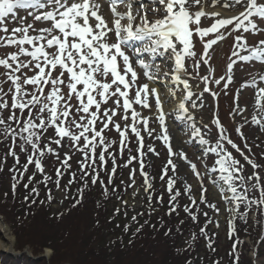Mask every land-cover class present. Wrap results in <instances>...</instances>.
Listing matches in <instances>:
<instances>
[{
    "label": "snow or ice",
    "instance_id": "1",
    "mask_svg": "<svg viewBox=\"0 0 264 264\" xmlns=\"http://www.w3.org/2000/svg\"><path fill=\"white\" fill-rule=\"evenodd\" d=\"M207 2L208 0H152V4L156 6L150 7L148 11H143L141 8H133V0H108L112 19L107 20L100 14L101 4L97 0H0V32L8 33L7 18L11 17L13 21L18 19L16 9L26 10L34 18V21L47 22L50 25L37 30L38 35H29L31 25H27L13 28L11 35L0 36V44L18 46L19 48L18 53L10 54L7 59H0V66L10 70L7 79L13 85V88L9 89L13 93L12 115L6 121L0 114V134L5 138L11 137L12 140V146L4 157V161H0V171L3 170V164L6 162L7 157H13L15 165L9 169L12 173L13 183L11 187L13 194H15L17 184L24 179V173L27 172L29 165L34 164L37 172L43 174L45 170L42 161L45 155H59L54 153L52 147L45 149L41 144L42 137L49 128L54 129L55 136L58 137L53 141L56 145H61L62 140L65 138L74 144H79L81 139L83 140V145L79 150L83 153V160L80 163V180L84 183L82 187L77 189L80 199L75 201L73 207L81 203L83 192L89 187L88 178L91 179L92 185L97 183L99 172L104 170V165L107 163L106 156L111 159L113 165L111 173L108 174V185H112L114 174L117 172L116 156L108 152L110 145L106 142L102 133L109 128V122H112L113 116L116 115L115 110H112L111 114H109L108 109L104 110L103 117L106 118L107 122L103 123V127L99 131L96 130L97 121L101 120V103H107L109 97H117V106L120 104L119 98H123L125 119H127L128 110L132 108L133 103L147 109L151 107L149 98L154 100L155 119L158 121L161 130L160 135L156 138L162 140L168 146L170 158L167 164L172 165L174 172L176 165L173 164L171 159L173 151L166 126L165 104L168 97H174L176 92L173 88L162 95L157 87H150V84L163 77L170 78L174 85H183V89L187 92L178 101V107L182 113H189L185 101L191 100V107L196 108L198 106L196 100H201L199 106H204L202 96L204 93L211 91L208 87L209 82L216 85H221L223 82V88H229L233 81V66L237 63L235 59H231L227 64L226 76L221 75L218 79L209 80L212 72V69L209 68V75L202 77L205 81L203 92L196 96V99H192L194 93L191 90L189 81L182 79V75L187 71L186 58L195 55L193 50L194 38H198L202 42L204 53L207 54L213 46H218V42H223L225 33L231 34L242 29V33L235 36L231 56L239 57L241 61L252 59L264 61V39L259 41L257 47L249 48L243 35V33H248L250 30L253 32L264 31L258 28L257 23L254 22V18L257 17L264 20V2H260V0H225L224 6L226 8H235L238 5L242 10L236 15L216 18L210 26L204 27L201 26L202 17L219 16L216 12L208 13L204 10ZM216 3L217 0H212L213 5ZM118 5H122L125 10L119 11ZM193 8L199 10L191 11L190 9ZM148 12H151L152 19L149 18ZM20 23L23 25V18H20ZM17 33H21V35L17 36ZM113 34L115 41L111 42ZM131 41L142 43L139 47H133ZM25 45L30 46V50ZM125 49L131 52V56L127 54ZM242 52L248 54L242 55ZM145 54H147V59H145ZM20 56L30 57L31 59L23 62L19 59ZM9 60L13 63H10ZM167 62H171V64ZM202 63L207 65L209 61L204 59ZM13 64H15V67ZM134 65L142 70L143 77L148 83H144L136 89L134 101L130 102L129 89L138 83V73ZM200 66L201 61L198 60L196 67L199 68ZM32 67L37 70L35 74L24 78L21 82V76L16 75V73L23 68ZM56 70L59 71V76L53 75ZM65 74L68 76L67 87L69 93L67 98L61 94L60 87L64 84L62 77ZM129 75L130 80L128 79ZM109 78L110 83L108 82ZM259 79L264 81V75L260 76ZM256 83L255 80L252 81L253 85H256ZM25 86H31L33 91H27ZM46 86H50V91L45 95L44 89ZM78 86L81 87L78 88ZM113 86H115V91H111ZM211 94L213 97L217 96L216 92H211ZM6 95L7 93L0 89V110L8 106L7 100L4 99ZM73 96L79 101V107L75 110L76 113H83L79 116V120L68 119L70 116L69 110L72 107L69 101ZM97 96L100 97V100H97ZM93 106H95V111L90 110ZM253 109L254 114L251 116V122L254 125H259L261 130L264 131V87L257 88ZM16 110L19 111V116L16 115ZM25 110H27L26 118L24 116ZM234 111L243 113L245 109L237 105ZM131 116L133 119L131 131L135 133L137 138H140L141 147H143V138L135 126L140 121V113L132 109ZM187 119L190 121L193 119L190 113ZM9 122H14L16 127H12ZM142 122L147 130V118H144ZM211 123L219 131V136L214 143H210L205 138L201 133V129L196 127L195 123L192 124L193 131L191 135L198 138L205 156L214 154L216 157L215 166L208 170V174L219 173L217 179L223 185L219 187V190L223 201L228 205L227 210L231 213L230 233H235L234 222L236 218L239 217L243 220L247 216V211L251 210L253 206H256L264 214V179L257 171H253L251 175L245 177L244 166L228 150L225 142L237 152H240V155L251 165L253 170L260 168L261 165L245 155L228 137L218 118H214ZM73 126L79 131L74 132L72 130ZM242 126L236 128V132L241 135V138H243ZM203 127L208 129L209 126L203 124ZM115 128L119 131L120 125L116 124ZM119 135L122 138V153L125 132L119 131ZM149 135H152V131H149ZM17 147L20 153L27 155V163L22 166L23 171L16 167V165H20L19 155L15 151ZM245 147H248L247 143H245ZM98 148L101 150L97 154ZM248 150L251 152L250 148ZM129 151L131 150L129 149ZM153 151V147L149 145L148 152ZM179 156L182 160L186 159L182 151ZM189 163L191 171L200 181V203L207 204L209 208L219 212L216 205L208 203L205 198L204 192H206V189L203 185V176L197 170L196 164ZM63 165L65 168L70 167L67 164V159H65ZM140 167L144 176V192L147 193L149 202V214H151L152 211H155L151 203L153 193L150 191L153 189V185L150 182L148 173L143 170V163ZM205 167L207 168V165ZM167 171V168H165V175ZM35 174L33 173L32 176L28 177V183L23 184L25 189H28L29 183H32ZM56 174L55 183L59 187V178L63 174L59 168H57ZM161 179H164V175L161 176ZM49 180H51V177L44 175L42 182L47 185ZM75 181L76 173L73 172L69 185ZM100 183L104 185L102 179ZM175 183L176 180L169 176L167 179L170 205L168 215H171L180 207L177 201L182 193L179 189L174 191ZM212 183L217 186V180L214 179ZM107 190V187H105V193H107ZM113 191H115V188H113ZM250 191H258L259 198H250ZM31 192L38 194V188L33 186ZM191 192L192 186L185 184L184 193L188 194L192 204L196 205L197 201L191 195ZM133 195L135 196L136 193ZM5 196H7V193H5ZM24 199L28 200V196H25ZM48 200H52L51 194H49ZM35 202V200L32 201V203ZM40 202L44 203V201ZM162 202V196L158 197L157 203ZM123 203L127 204V201ZM241 206L246 210L244 213L239 211ZM183 210L194 222L197 221V214L193 213L188 206H184ZM203 214L208 215L207 212ZM136 218L134 215L132 220L136 221ZM145 223H148V221H145ZM208 223H212L211 219L208 220ZM142 227L143 225L138 227L136 232L141 231ZM161 227H163V222H161ZM125 230L127 231V228ZM170 232L171 229H168L165 235ZM200 233L206 235L203 227ZM242 243L243 241L237 239L232 245L230 255L234 256L233 264H239L240 253L237 251V245ZM207 246L211 248L212 244L209 243ZM186 264H191V262L186 261Z\"/></svg>",
    "mask_w": 264,
    "mask_h": 264
},
{
    "label": "rangeland",
    "instance_id": "2",
    "mask_svg": "<svg viewBox=\"0 0 264 264\" xmlns=\"http://www.w3.org/2000/svg\"><path fill=\"white\" fill-rule=\"evenodd\" d=\"M156 5L152 4L150 1H146V3H142L141 5H136L135 8H141L143 11H148L150 7H155ZM191 11H198V8L190 9ZM206 12L209 13V11L206 10ZM211 13V12H210ZM149 18L152 19L151 12H148ZM18 19L13 21L11 17L7 18L6 25L9 29L8 33L5 34L3 32H0V36L5 35H11V30L16 27H23L27 25H31V28L29 29V35H38V31L41 28L49 27L50 25L47 22H37L34 21V18L28 14V12L24 13L23 11L17 12ZM225 16L219 15L218 17H202V25L204 27L210 26V24L214 21L216 18H223ZM20 18H23V25L20 23ZM260 29L264 30V26L259 25ZM242 33L241 30H237L236 32H232L231 34L225 33V39L223 42H218V46H213L212 49H209L208 53H204L203 44L198 40V38H194V53L195 55L190 58H186L185 66H186V73L182 75V79H187L189 81V84L191 86V90L194 93L192 99H196V96L200 95L203 92L205 81L202 79V77L208 76V69L211 68L212 72L209 76V80L218 79L221 75H225L227 73V64L231 61V59H235L237 63L233 66V81L229 85L228 89L223 88V82L221 85H216L215 83L209 82L208 87L210 88V92L204 93L202 96L203 100V107H200L201 100H196L197 107L192 108L191 107V100L185 101L186 106L189 108V113L192 115L193 119L190 121L187 119V116L189 113H182L180 110H175L173 106H171V103L175 101H179V99L182 98V95H186L187 90L183 89V85H174L170 78H161L157 80L155 83L150 84V87H159L158 90L161 91V94L163 95L166 92V89H175L176 95L174 97L169 96L168 101L165 104V112H166V126L168 130V135L170 137V145L172 147L173 155L171 156V159L173 161V164L176 165V169L173 172L172 165H171V171H167V173H172V176L174 179L177 180V186H175L174 190L179 189L182 190V193H184V187L185 184L192 186V192L191 195L195 197V199L200 198L201 196V188H200V181L196 178L195 174L191 171L190 163H195L197 166V170L202 174L203 176V185L206 189V192H204L206 200H210V203H214L216 205V208L219 209V212H216L215 210L211 209V213L209 215V218H206V221L211 219L212 223L209 226V230L211 232V238H207V235H203L204 239L200 240L199 242H195V247H191L189 249V252L187 251L186 256H191L192 261L191 264H201L200 262L202 259H205L208 261L206 264H214L215 258H219V261L221 264H228L230 257V253L232 252V243L228 241L227 235H228V224L231 219V213L227 210L228 205L225 204V202L222 199L221 192L219 190L220 186H223L221 182L217 179L219 173H211L208 174V170H210L212 167L215 166V155L214 154H208L207 156L204 155L202 151V146L199 144V140L196 137H193L191 135L193 129L192 124L195 123L196 127H199L201 129V133L205 136L206 139L210 141V143H214L216 139L218 138V129L214 130V126L211 123V121L214 118H219L220 122L226 127L227 124H229L230 127L238 126L239 124H244L241 127V132L243 133V138L241 136H238L237 138H234L233 136L229 135L228 137L236 143V145L245 144L247 143L248 147L252 143L250 147L251 152L247 154V156L254 157L255 155H258V157L264 158V131L261 130L259 125H254L251 122V116L254 114L253 105L255 103L256 99V92L258 87H264V81H260V76L264 75V62L256 61L255 59H252L250 61H241L239 60V57H232L231 53L233 51V45L235 44V36L240 35ZM21 33H17V36H20ZM245 40L247 42V45L249 44H259V41L264 39V31H258L253 32L249 31L248 33H243ZM111 42H114L113 37L111 36ZM0 59H7L9 58L10 54H12L13 49H5V48H12L13 46H5L3 44H0ZM242 55H247V52H242ZM148 57L145 56V59ZM31 58L22 56L20 58L21 61L27 62ZM204 59H208L209 63L207 65H204L202 61ZM201 61V66L199 68L196 67V62ZM10 63H13L10 61ZM171 64V62H167ZM15 67V64H13ZM10 70L6 69L3 66H0V77L4 74L7 76L8 72ZM37 70L32 68H23L20 72L16 73V75L21 76V82L24 78L31 77L35 74ZM136 71L138 73V83L134 86H132L129 89V100L134 101L135 98V91L136 89L141 86L144 83H148V81L143 77L142 70L137 67ZM54 76H59V71L56 70L53 72ZM4 76V78H6ZM130 80V76L128 77ZM64 80V84L61 85V94L67 98L69 89L67 87L68 84V76L65 74L64 77H62ZM255 80L257 83L256 85L252 84V81ZM3 83L5 85L1 86L0 89L3 90L4 93H7L6 96H4V99L7 100V108H4L0 110V114H2L3 118L7 121V118L12 115V109H11V102H12V92L9 91L10 88H13V85L11 81L7 84V81L4 80ZM155 85V86H154ZM81 86H78L80 88ZM26 90L29 92H32L33 89L31 86H25ZM14 90V89H13ZM45 95L48 91H50V86H46L45 89ZM115 91V86L114 90ZM211 92H216L217 96L213 97ZM176 97V99H175ZM97 100H100V97H96ZM117 97H109L107 103H101V109H100V116L101 120L97 121L96 124V130H100L103 127V123L107 122L106 118L103 117V112L105 109H108L109 114H111L112 110H115L116 115L113 116L112 122H109V128L105 129L102 133L103 136L110 137L114 139V148L116 146L119 155L123 156V161L128 162L129 159L132 160V164H128V167L124 170L125 171V177L123 180L127 182V184L130 187V190L126 192L125 197L123 201H118L117 199H112V201L107 202L108 207L110 208V211L114 207L120 208L121 213L123 216H127V223L134 224L135 221L132 220V217L136 213L139 212L140 209L146 210L148 209L149 202L147 200V193L144 192V176L141 173V163L144 165V171L148 173L149 179L152 181L153 177L156 173V179L158 181H161V185L159 187V191L165 190L166 186L164 184V179H161V176L164 174V169L167 168L165 163L169 160V152H168V146L163 143L162 140H158L156 137L160 135V128L158 125V121L155 119V108H154V100L152 98H149V104L151 105L150 108H142L139 105H136L135 103L132 104V108L128 110L127 113V119H125V112L123 108V98L120 99V104L117 106L116 104ZM71 104L70 116L69 120L76 119L79 120V116L83 115V113H76V108L79 107V101L73 96L71 101H69ZM237 105L239 107L244 108L245 111L243 113H238L237 111H234V109L237 108ZM132 109H135L138 113H140V121L135 124L137 129L140 131L141 137L143 138V147H141L140 138H137L135 133L131 131V126L133 125V119L131 116ZM90 110H96L95 106H93ZM16 115L19 116V111L16 110ZM25 118L27 117V110H25L24 114ZM180 117V118H178ZM147 118L148 120V128L145 129L143 125V119ZM203 121V123H201ZM247 121V122H246ZM12 125H14V122H9ZM67 124V121L65 122ZM120 125L119 131L125 132V140H124V146H123V152L121 153V136L119 135V131L116 130L115 125ZM203 124H207L209 127L208 129H205L203 127ZM227 126V127H229ZM72 130H77L74 126L72 127ZM79 131V130H77ZM149 131H152V135H149ZM230 133V131H228ZM231 134V133H230ZM58 137L55 136L54 129L49 128L45 135L42 137L41 143L46 142L45 144L47 147H52L54 149V153L52 154L51 159H49L44 166V173L41 174V189L38 191L39 194H41L42 191H45L48 185H45V183L42 182L43 176L47 175L48 172L53 171L55 167H58L59 169L63 167V162L65 159H67V164H70L71 167L74 169L78 167L80 162L83 160V153L79 150V148L83 145V140L79 142V144H74L67 138L63 139L61 142V145H56L53 143L54 139ZM2 141V144L0 143V161H2V158L4 157L2 154L7 151L9 152L10 149V142ZM249 141V142H248ZM6 142V143H4ZM129 145L131 147V153L128 150ZM151 145L154 149L153 152H148V146ZM225 146L228 148L230 152H232V155L240 161V163L244 166L245 171V177L251 175L253 173V168L246 163L243 156L240 155V152H237L235 149L231 147V145H227L225 142ZM247 147V148H248ZM101 149H97V154ZM16 152H19V148H15ZM183 152L186 159H181L179 156L180 152ZM143 153V155H142ZM7 154V153H6ZM3 156V157H2ZM24 157L27 160V155L24 153H21V158ZM134 158V159H133ZM251 158V157H250ZM252 159V158H251ZM254 160V159H253ZM214 162V163H213ZM10 164H5V168L3 166V170L0 171V188L5 192L0 191V199L1 196L4 195L3 193H7L10 189L9 185L12 182V176L9 171ZM168 165V164H167ZM207 165V168L205 167ZM260 172V175L262 179H264V172ZM167 175V174H166ZM152 176V178H151ZM165 177V176H164ZM217 180V186H214L212 181ZM69 180L67 184L64 183L60 184L59 187H55L53 193L51 194L54 197V203L50 205L51 207V214H58L59 211H64L67 209V204L69 203V197L71 196L70 193V185ZM134 181V183H133ZM150 181V182H151ZM67 186V187H66ZM226 187V186H224ZM23 191H31V188L29 186L28 189H25L21 187ZM152 191V201L155 196V191ZM24 193V192H20ZM136 193L134 196L133 194ZM186 195V194H185ZM259 195L258 191H254V196ZM6 198V196H5ZM187 198L183 200V202L180 203V206L184 208V206H188L189 208L192 206V204L187 205ZM7 201V198H6ZM48 201V200H47ZM127 201V204H124L123 202ZM27 200L25 201V203ZM9 203V200L6 202V204ZM153 203V202H152ZM9 203V205H11ZM27 205V203H26ZM48 207V208H50ZM168 207V205H167ZM170 207V205H169ZM204 208H209L207 204H204ZM166 209L161 206L157 209H155V212L158 211H165ZM242 209L239 211L241 212ZM126 213V214H125ZM264 216V214H262ZM1 216V214H0ZM2 217V216H1ZM256 217L255 210L251 213L250 219H254ZM46 218L43 217L42 221L40 222V226H38V222L36 223L35 227L32 229L35 231L36 237L33 238L29 236L27 238L39 242V241H45V242H57L60 236L63 234L62 232L65 230V227L62 226V224L54 225V223L49 220H45ZM4 220V219H3ZM217 222L219 226L217 227ZM4 223L8 225L9 234L12 237L13 246L9 249L10 251H16V234L14 230L12 229V226L8 224L7 222ZM195 230L188 233V235H184L183 237L179 238V242L182 244V241L186 246L189 245L190 239L194 238L193 236L195 234V231H197L198 227L196 226L194 228ZM200 230V229H199ZM3 234V230L0 229V237ZM216 236V242L213 247H208L207 245L209 243L214 244V238ZM193 236V237H192ZM113 237V236H110ZM192 237V238H191ZM109 238V237H108ZM258 236H246L243 237V241L246 243V246H243L242 244L238 246L237 251L243 252L248 258L251 259L253 262L252 264H264V237L262 242L260 244L257 240ZM189 242V243H188ZM191 244V243H190ZM261 248L258 250L259 253H257L258 247ZM218 247L217 250L215 248ZM214 249V250H213ZM28 254H34L35 252L32 250V246L28 244L26 249ZM44 253L42 256H44L45 260H49L50 256L53 254V249L50 247H46L43 249ZM8 251V249L0 248V253L5 254L4 252ZM111 253V252H110ZM6 255V254H5ZM5 259V258H3ZM8 263L15 264L14 261H11ZM251 264V263H249Z\"/></svg>",
    "mask_w": 264,
    "mask_h": 264
},
{
    "label": "trees",
    "instance_id": "3",
    "mask_svg": "<svg viewBox=\"0 0 264 264\" xmlns=\"http://www.w3.org/2000/svg\"><path fill=\"white\" fill-rule=\"evenodd\" d=\"M12 127L15 128L16 125L14 124ZM104 137L106 142L110 145L108 152L116 156L117 172L114 174L113 183L112 185H108V174L111 173L113 165L111 159L106 156L107 163L104 165V170L99 172L97 183L92 185L91 179L88 178L89 187L84 190L81 203L75 207H73V204L77 199H80L77 189L82 187L84 183L80 180V164L74 169L71 165L68 168L64 166L60 168V172L63 174L59 178L60 184L64 183L68 185V179H72L73 172L76 173V181L69 186L71 196L68 200L67 209L59 211L56 215L50 212V205L54 203V197L51 195L52 200L49 201L48 196L53 193L56 187V170L58 167H55L53 171L47 173V176L51 177V180H49L47 188L45 191H42L41 194H39V192L36 194L31 191H23L21 188L24 183H28V177L36 173L34 180L32 183H29V186H36L38 191L41 189V186L38 184L41 185L40 179L42 175L37 172L34 164L29 165L27 172L24 173V179L17 184L15 194H13L11 187L13 181L11 182L6 198L7 201L9 200V203L12 202V204H6L5 193H3L4 195H2L0 199V214L2 219L12 226L17 240L16 251H20L22 254L12 256L10 254L5 255L0 253V264H9L8 261H14L15 264H186V261H192V257L186 256L185 253H187V251L189 252L191 247H195V242L204 239V236L200 233L202 227L205 229V233L208 236L207 238H211V232L208 229L211 223L206 221V218H209L211 209L204 208V204L200 203V198L196 200L197 204L193 205L189 199V195L183 194L182 190H180L182 195L177 201L180 205V203L187 198V205L192 204L190 210L198 216L195 222L184 212L181 206L171 215L167 214L169 210L167 179L169 176H172V173L164 175L166 189L162 191L158 190L161 181L156 179V173L153 177L154 183L152 184V190L157 193H155L152 201L153 203L151 202L152 208L157 209L163 206L166 209L165 211H158L155 213L152 211L151 214H149V207L146 210L140 209L139 212L136 213L137 218L134 224L127 223L128 217L123 216L120 208L114 207L112 211H110L108 205L111 204L107 205V202L112 201L114 198L122 202L126 192L130 190L129 185L123 178L125 177L124 170L128 167L131 160L129 159L128 163L123 161V156H119L116 146L114 148L115 140L107 136ZM5 139L7 140L6 142H10L12 146L11 137L5 138L0 134L1 144ZM41 144L45 149L47 148L43 142ZM248 144H250L249 147H252L250 142ZM129 149L131 150L130 145L128 150ZM6 153L8 152L5 151L2 155L5 157ZM17 153L20 158V165H16V167L20 171H23L22 166L27 163V160L24 157L21 158V153ZM51 156L52 154L45 155L42 161L43 167L45 163L51 159ZM4 157L2 161H4ZM252 158L257 164L261 165L258 171L264 172V158H262L261 155L260 157L255 155ZM5 164H10L9 166L12 168L15 165L14 158L8 156L6 162L3 164L4 168L6 167ZM167 170L172 172L169 167H167ZM101 179L104 181V185L100 183ZM175 186H177V180L174 188ZM105 187L108 189L107 193L104 191ZM113 188H115V191H113ZM0 191L5 192L4 189L2 190L1 188ZM25 196H28L27 205L24 199ZM161 196L163 202L158 204L157 198ZM249 197L258 199L256 195L254 196V191L249 192ZM33 200L36 202L32 203ZM40 201H44V203ZM207 202L210 203V200H207ZM117 209H119V211H117ZM240 209H242L241 213L246 211L243 206H241ZM254 210L256 212V217L252 220L250 219V215ZM205 212H207V216L203 214ZM141 213H143V215H141ZM43 217H45L47 221L51 220L54 225L62 224V226L65 227V230L62 232L63 234L57 242H35L30 239L27 240L29 236L33 238L36 237L35 231L32 228L37 224L40 226ZM263 220L260 210H258L256 206H253L251 210L247 211V216L243 220L239 217L236 218L234 222V227L236 229L235 233H230L229 222L228 241L233 244L237 239L243 241L242 238L246 236H258L257 239H259ZM145 221H148V223H145ZM181 221H183V223H181ZM161 222H163V227H161ZM141 225H143L141 231L136 232V229ZM153 225H155V227H153ZM196 226L198 229L193 235L195 237L192 238V236V239H190L191 244L188 242L189 245L186 246L183 241L181 244L179 238L188 235L189 232L195 230L194 228ZM126 228L127 231L125 230ZM168 229H171V232L165 235ZM216 236L215 234L214 244L211 243L212 247L217 244ZM28 244L32 246V250L35 252L33 254L34 257L28 256L24 251ZM240 245L241 244L237 245V249ZM242 245L247 247L244 241ZM46 247H51L53 249V254L48 261L42 256L44 253L43 249ZM260 248L261 246L258 247V250ZM217 249L218 247L215 248V250ZM239 253V264L253 263L243 252ZM213 262L214 264H221L218 257L215 258ZM233 262L234 256L230 257L228 264H233ZM200 263L206 264L208 261L202 259Z\"/></svg>",
    "mask_w": 264,
    "mask_h": 264
},
{
    "label": "bare ground",
    "instance_id": "4",
    "mask_svg": "<svg viewBox=\"0 0 264 264\" xmlns=\"http://www.w3.org/2000/svg\"><path fill=\"white\" fill-rule=\"evenodd\" d=\"M210 5H212V7H210ZM224 5H225V0H217V3L215 5L212 4V0H208V2L204 6V9L208 10L209 12H218L220 14H223L226 17L231 16L232 14H235V13L237 14L241 9L238 5L235 8H232V7L226 8ZM166 91H168V88L166 89ZM175 101L174 103L173 102L171 103V106H173L175 110H180L178 107V101L176 103ZM0 229L3 230V234L0 237V248H4L6 250L7 249L12 250V248L14 249V246H13L14 240H12V237L9 234L8 225L7 224L5 225L3 222H1Z\"/></svg>",
    "mask_w": 264,
    "mask_h": 264
},
{
    "label": "water",
    "instance_id": "5",
    "mask_svg": "<svg viewBox=\"0 0 264 264\" xmlns=\"http://www.w3.org/2000/svg\"><path fill=\"white\" fill-rule=\"evenodd\" d=\"M10 252V251H9Z\"/></svg>",
    "mask_w": 264,
    "mask_h": 264
}]
</instances>
